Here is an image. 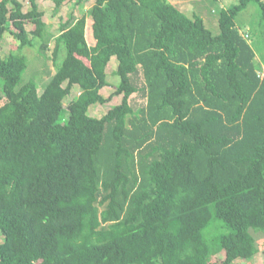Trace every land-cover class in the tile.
<instances>
[{
	"label": "trees",
	"instance_id": "obj_1",
	"mask_svg": "<svg viewBox=\"0 0 264 264\" xmlns=\"http://www.w3.org/2000/svg\"><path fill=\"white\" fill-rule=\"evenodd\" d=\"M27 3L25 11L20 0H0V39L19 41L0 57V264L255 256L264 235V74L235 19L256 3L264 23V0L222 9L217 34L170 0H95V44L88 15L69 17L53 52L63 44L65 58L41 92L32 80L20 86L29 63L20 50L48 47L45 13ZM112 57L122 100L94 117L89 107L113 97L99 92Z\"/></svg>",
	"mask_w": 264,
	"mask_h": 264
},
{
	"label": "rangeland",
	"instance_id": "obj_2",
	"mask_svg": "<svg viewBox=\"0 0 264 264\" xmlns=\"http://www.w3.org/2000/svg\"><path fill=\"white\" fill-rule=\"evenodd\" d=\"M24 3V10L29 9L27 0H20ZM39 8L45 13V21L47 23V35L45 42L47 48L41 49L37 43L35 46H26L21 53L28 58V68L22 76L20 86L28 81H35L39 91H43L46 84L49 82L53 74L61 65L66 55V49L63 44L59 45L58 56L54 58V49L56 46V39L61 33V25L68 21L69 17L79 18L82 15H88L91 22L87 24V38L92 44L94 39L92 33V18L89 12L95 3V0H64L57 4L56 0H38ZM239 0H197V3L187 4L183 10L188 15L198 14L205 16L207 26L215 33L220 32L219 16L222 9H226L233 4L238 3ZM236 26L244 35L248 34V40L256 50V61L261 66L259 72L264 74V23L261 21L260 7L256 3H251L249 7L243 10L235 19ZM32 30L33 26L27 27ZM19 41L9 32H6L0 39V57H4L14 46H17ZM113 59V57H112ZM111 59V60H112ZM261 63V64H260ZM117 59H113L107 66L108 83L99 89V92L105 98L112 97L116 86L119 84V77L115 73L117 68ZM2 82L0 78V95L4 97L2 91ZM19 86V87H20ZM80 87L74 86L72 93L64 100L67 109L71 100L75 99L80 93ZM122 96H113L111 100L105 104L95 103L89 107L88 113L94 117H102L110 108L120 103ZM3 101H0L2 103ZM68 113L62 118V121H67ZM3 235L0 233V241ZM259 252L251 259H238L234 264H264V235H257ZM223 253L218 256L224 258Z\"/></svg>",
	"mask_w": 264,
	"mask_h": 264
},
{
	"label": "crops",
	"instance_id": "obj_3",
	"mask_svg": "<svg viewBox=\"0 0 264 264\" xmlns=\"http://www.w3.org/2000/svg\"><path fill=\"white\" fill-rule=\"evenodd\" d=\"M170 1L177 4L181 9L186 8L187 4H193L194 3V5H195V3H197V0H170ZM38 2L39 1L37 0V3ZM201 16L205 19V16H203V15H201ZM88 22H91V21L88 19ZM92 44H95V39H93ZM113 59H115V58H113ZM113 59L111 61H113ZM116 65L118 66V62Z\"/></svg>",
	"mask_w": 264,
	"mask_h": 264
}]
</instances>
